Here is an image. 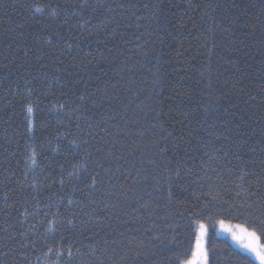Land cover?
I'll return each instance as SVG.
<instances>
[{
    "label": "trees",
    "instance_id": "obj_1",
    "mask_svg": "<svg viewBox=\"0 0 264 264\" xmlns=\"http://www.w3.org/2000/svg\"><path fill=\"white\" fill-rule=\"evenodd\" d=\"M200 225L260 264L222 232L264 252V0H0V264H191Z\"/></svg>",
    "mask_w": 264,
    "mask_h": 264
},
{
    "label": "rangeland",
    "instance_id": "obj_2",
    "mask_svg": "<svg viewBox=\"0 0 264 264\" xmlns=\"http://www.w3.org/2000/svg\"><path fill=\"white\" fill-rule=\"evenodd\" d=\"M224 234H226L230 241L232 243H234L235 245H238L239 247H241L242 249H244L245 247L247 248V251H251L252 247L255 248L256 250H252L256 251L257 253L253 254L255 256V258H257V254H264L263 251H261V246L260 245H256V239L253 238L251 235H249V233H245V232H230L229 230H223ZM206 229L203 227V229H201V227L198 228L197 233H196V238H195V245H194V249H193V253L197 251V241L199 240V244L200 247L205 250V237H206ZM192 253V254H193ZM192 258L194 259L193 262L191 264H201V261L199 260V258L194 257L192 255Z\"/></svg>",
    "mask_w": 264,
    "mask_h": 264
},
{
    "label": "snow or ice",
    "instance_id": "obj_3",
    "mask_svg": "<svg viewBox=\"0 0 264 264\" xmlns=\"http://www.w3.org/2000/svg\"><path fill=\"white\" fill-rule=\"evenodd\" d=\"M36 11L39 12L40 9L37 8ZM200 227L203 229L204 226L200 225ZM249 235H251L253 238H257V233L255 230L250 232ZM193 256L199 258L201 264H207L208 254L200 247L199 240L197 241V251L193 253ZM257 258L260 260V264H264V254L258 253Z\"/></svg>",
    "mask_w": 264,
    "mask_h": 264
}]
</instances>
